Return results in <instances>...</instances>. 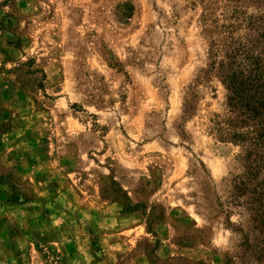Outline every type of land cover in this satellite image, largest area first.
Returning a JSON list of instances; mask_svg holds the SVG:
<instances>
[{"label":"rangeland","instance_id":"obj_1","mask_svg":"<svg viewBox=\"0 0 264 264\" xmlns=\"http://www.w3.org/2000/svg\"><path fill=\"white\" fill-rule=\"evenodd\" d=\"M227 2L214 25L264 31V0ZM207 17L198 0H0V264H264V146L249 166L216 124Z\"/></svg>","mask_w":264,"mask_h":264},{"label":"trees","instance_id":"obj_2","mask_svg":"<svg viewBox=\"0 0 264 264\" xmlns=\"http://www.w3.org/2000/svg\"><path fill=\"white\" fill-rule=\"evenodd\" d=\"M227 1L228 4H236L230 8L235 14L247 4L261 2V0ZM198 2L205 4L209 16L204 19L206 23L204 29L209 40V69L205 71V75L215 73L225 86L228 113L231 115L216 124L227 125V138L243 148L242 160L252 166L254 162L252 155L259 147L264 146V31L255 28L254 25L235 23L214 25L217 0ZM232 17L236 22L237 16ZM193 98V93L191 96L188 93L185 97L184 115H189L188 113L193 110ZM252 193L258 207L251 220L264 226V181L256 184L251 190Z\"/></svg>","mask_w":264,"mask_h":264}]
</instances>
